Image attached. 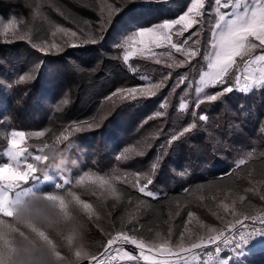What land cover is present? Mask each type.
Segmentation results:
<instances>
[{
	"label": "trees",
	"instance_id": "trees-1",
	"mask_svg": "<svg viewBox=\"0 0 264 264\" xmlns=\"http://www.w3.org/2000/svg\"><path fill=\"white\" fill-rule=\"evenodd\" d=\"M115 2L120 4L121 0ZM108 3H113V0ZM189 3L190 0H166L164 5L147 11L129 4L114 16L100 43L71 47L66 43L67 36L55 32L56 27L99 35V6L105 4L102 0H0L6 9H12L19 15L17 29L26 37L18 39L0 34V151L8 145L13 129L25 132L28 149L40 153L36 149L42 140L51 144L55 136L70 125L85 122L94 125L92 129L85 128L81 132L73 130L67 141L52 144L41 153L47 164L41 168L39 175L53 178V173H62L68 176L55 168V161L48 160V151L54 150L57 157L69 159V179L72 183L56 189L54 183L48 181L40 187L41 191L35 190L29 196L42 193L46 198L54 192L63 195L67 202L71 192L93 206L89 213L79 205L70 204V218L47 232L61 253V264L65 260L68 264L84 260L75 256L77 250L90 254L101 251L108 234L115 235L122 228L130 227L127 225L129 215L138 216L144 225L142 232L146 239L164 238L171 228V240L177 241L179 235L185 233L192 213L207 225L221 228L224 225L216 219L217 215L226 220L232 219L224 210V204L229 205V210L244 211L246 214L264 209V200L260 198L264 195V89L257 88L249 93L234 90L217 101L205 102L193 116L195 84L187 96L185 85L172 92L176 76L186 71L185 68H175L172 70L173 78L155 97L130 100L112 95L122 87L142 85L141 75L156 82L162 73L169 71L163 63L167 58L162 59L161 64L133 58L129 63L137 67V72H130L122 59L116 58L120 50L112 48L118 34L129 31V24L149 26L162 19L178 18ZM212 5L213 0H206L205 10ZM209 19L214 21L215 16H205L206 21ZM196 30L193 28L190 32ZM190 32L185 33L186 37ZM207 37L208 25H205L200 37L201 53L204 52L203 42ZM29 38L37 45L55 44L63 46L64 50L60 53H55V49L41 52L32 47ZM25 74H31V79L17 84L18 78ZM66 89L72 103L57 112L53 105ZM206 91L215 93L219 89L209 88ZM165 100L167 106L161 108ZM184 101L190 106L182 111L179 103ZM156 111L166 114L144 123ZM200 114H206L208 119L200 121ZM192 121L197 123V129L173 143L156 173L151 187L160 193V199L143 197V194L119 182L117 187L123 193L121 198H105L93 195L85 186L75 183L85 172L105 176L147 173L158 150L163 151L159 145ZM38 131H44L45 136H27ZM125 148L142 150L146 155L140 157L130 152L127 161L116 160V155ZM249 153L251 156L246 164L236 167V162ZM45 168L47 172L43 171ZM185 168L187 174L180 175ZM133 179V176H128L129 183ZM30 184L31 181L28 186ZM138 196L147 200L150 207L141 203ZM5 219L9 232L15 231L20 237H24L21 232H30L28 228L21 230L9 224L11 218ZM227 255L228 252L218 258ZM218 258L209 260V264H217ZM131 264L158 263L141 259ZM231 264H264V246L237 249L232 253Z\"/></svg>",
	"mask_w": 264,
	"mask_h": 264
},
{
	"label": "snow or ice",
	"instance_id": "snow-or-ice-1",
	"mask_svg": "<svg viewBox=\"0 0 264 264\" xmlns=\"http://www.w3.org/2000/svg\"><path fill=\"white\" fill-rule=\"evenodd\" d=\"M166 0H121L117 4H101L99 6L101 22L99 24V35L86 34L82 30L72 31L63 27H56L55 32H59L68 37L66 43L71 47H83L91 44L96 45L104 39L111 21L114 16L123 11L124 7L131 4L133 7L141 10H151L158 5H164ZM206 0H190L186 11L178 15V18L162 19L159 22L152 23L149 26H139L135 23L129 24V31L118 34V38L112 44V48L120 50V55L116 58L122 59L127 69L135 73L137 67L130 64V60L138 58L141 60L152 61L155 64H161L163 57H170L172 61L164 60V66L169 71L162 73L159 80L153 82L147 76L141 75L139 79L143 81L142 86L122 87L112 95H117L121 99L137 100L155 97L158 92L165 86L167 81L173 78V69L185 68L186 71L176 76L172 92H175L181 85H185V96L189 94L195 84L196 102L193 107L192 115H196V110L205 102L217 101L220 97L239 90L241 93H249L255 89H264V0H213V5L206 11ZM222 9L226 11H222ZM215 16V20H205V16ZM208 25V37L203 42L204 52L201 53L202 41L200 39L202 30ZM199 26V27H197ZM196 28L195 32H190ZM53 32V35H55ZM79 32V34H78ZM190 34L185 37V33ZM0 34L6 37H15L25 39V35L17 29V18L13 16L6 23L0 17ZM29 42L32 43L29 38ZM32 47L38 48L41 52H47L55 49V53L62 52L63 46L32 43ZM260 49L262 54L253 55ZM163 50V51H157ZM174 54H179L180 58L176 59ZM200 57V60H197ZM196 61V63H193ZM206 62V63H204ZM191 74V75H190ZM31 79V74H25L18 78L17 84L25 83ZM10 88L9 85L5 84ZM209 88H218L215 93H208ZM201 94H203L201 96ZM111 98V97H109ZM62 103H66L62 102ZM167 106V101L160 105L161 108ZM187 101L179 103L180 110L189 108ZM6 108V105L4 106ZM57 111H61V106H57ZM166 113L156 111L153 115L146 118L148 120L162 117ZM206 114H200L199 120L206 121ZM98 127V125H95ZM93 123H77L70 125L59 135H56L51 144L47 141H41V145L36 152H45L50 145L67 141L72 131L81 132L92 129ZM197 129V123L192 121L183 127L178 133L173 134L165 139L159 145L158 154L149 164V171L114 174L111 176L98 175L92 172H85L75 181L77 185L85 186L93 195L99 194L105 198L112 197L120 199L123 193L117 187V182L126 185L143 197L158 200L161 198L160 193L154 191L151 187L157 171L161 168L163 159L174 142L181 140L186 134L192 133ZM156 135H159L157 133ZM30 137H44V131L28 133ZM26 138L23 131H12L8 144L11 151L6 153L10 162L0 164V264H10L14 252L13 241L9 237V228L5 224V218H11L12 209L15 205L28 199L33 190L41 191L40 184L46 182V178L41 173V168L47 164L44 155L29 152L27 148L20 147L21 142ZM134 153L136 156L146 155L145 151H135L134 149L125 148L116 155L118 161H127L128 153ZM248 156L239 159L236 167L246 164ZM23 158L24 163H21ZM32 161V162H29ZM173 171H175L173 169ZM187 174V168L179 173ZM134 179L129 183L128 176ZM227 175V173H226ZM62 180V182H56ZM31 181L34 187H26ZM56 189H62L72 181L64 174L53 173V179ZM186 191L188 189H185ZM70 199L66 202L63 195L52 192L46 199L55 202L61 210L62 218L57 222L60 225L67 221L69 217V205H79L86 212H92V204L82 200L79 195L69 193ZM264 200V195L260 197ZM137 199H141L139 196ZM146 207H150L147 200L141 199ZM225 211L232 216L231 220L217 215L216 219L220 220L224 228L210 227L206 228L203 234L195 236H185L184 233L179 235L177 241H172V229L169 228L168 235L158 240L146 239L142 232L144 225L140 223L137 215H129L127 225L130 227L122 228L115 235L108 234V238L98 253L90 254L86 251L77 250L75 256L78 259L90 258L94 264H121L122 261L139 262L141 259L145 262H152V251L158 252L175 251L177 256L174 264H209L213 254L219 256L223 250H228V255L221 257L217 264H231L232 253L237 251L236 241H246L249 231L246 229L264 230V209L256 213H245L244 211L236 212L235 209L229 210V205L224 204ZM191 219V216H189ZM252 221L249 226L245 222ZM260 227H255L256 223ZM239 225V229H237ZM28 229L31 234L46 241L47 244L55 251L56 256L62 260L61 253L57 250L53 240L50 239L47 232H43L34 225H29ZM224 229H236L225 235ZM20 235H24L23 232ZM238 235V239H236ZM220 241L224 249L221 248ZM125 245H134L138 250V255H133L131 251L125 250ZM208 245H214L209 248ZM146 250L147 253L146 254ZM207 257L208 259H204Z\"/></svg>",
	"mask_w": 264,
	"mask_h": 264
},
{
	"label": "clouds",
	"instance_id": "clouds-1",
	"mask_svg": "<svg viewBox=\"0 0 264 264\" xmlns=\"http://www.w3.org/2000/svg\"><path fill=\"white\" fill-rule=\"evenodd\" d=\"M66 103H62L65 102ZM70 93L66 89L59 97L53 108L57 111V106H61V111L71 105ZM59 111V112H61ZM58 112V111H57ZM48 160L55 161V168L65 174L70 175L69 159L67 157H57L54 150H49ZM47 172L48 169H43ZM13 216L8 221L9 224L19 229L28 228L34 225L43 232L51 231L57 222L62 218L61 210L55 202L45 198V194L37 193L12 209ZM14 244V252L10 264H61L55 251L46 241L38 239L30 232H25L24 237H20L15 231L8 232ZM63 264H68L65 260Z\"/></svg>",
	"mask_w": 264,
	"mask_h": 264
},
{
	"label": "rangeland",
	"instance_id": "rangeland-1",
	"mask_svg": "<svg viewBox=\"0 0 264 264\" xmlns=\"http://www.w3.org/2000/svg\"><path fill=\"white\" fill-rule=\"evenodd\" d=\"M109 2V0H102V3H108ZM222 11H223V9H222ZM13 16H15L16 18H17V20H18V14H16L12 9H6L5 8V6L3 5V4H0V17H2L3 19H4V21H5V23L9 20V19H11ZM185 35V34H184ZM185 37H186V35H185ZM258 50H260V49H257L256 51H258ZM157 51H163V50H157ZM255 51V52H256ZM261 51V50H260ZM259 54H262V52H259L257 55H259ZM175 55V58L176 59H179L180 58V55L179 54H174ZM165 58H167L168 60H169V62H171L172 61V58H170V57H163L162 59H165ZM140 86H142V85H140ZM201 95H203V94H201ZM12 131H22V130H20V129H13ZM11 131V132H12ZM11 132H10V135H9V140H10V138H11ZM20 147H22V148H27L28 149V147H27V143H26V138H25V140L23 141V142H21V144H20ZM8 151H11V148H10V146H9V144L3 149V150H1L0 151V164H3V163H5V162H10V160L8 159V157H7V155H6V153L8 152ZM28 151L29 152H32V151H30L29 149H28ZM34 154H41V153H34ZM42 155V154H41ZM29 162H32V161H29ZM21 163L23 164L24 163V161H23V158H21ZM60 174H62V173H60ZM68 178H69V175L67 176ZM46 178V182H48V181H52V179L53 178H51V177H45ZM46 182H42L41 184H40V187L44 184V183H46ZM26 187H34V185H33V183L32 184H30L29 186L28 185H26ZM35 190H33L32 192H31V194L34 192ZM30 194V195H31ZM13 213V212H12ZM210 227H212L211 225H207V223L204 221V220H202L201 218H199L198 216H196L195 215V213H192L191 214V219H189V222H188V224H187V227H186V230H185V236H188L189 234L190 235H192V236H195V235H197V234H201L202 233V231H204L205 232V230H206V228H210ZM220 228V227H219ZM221 228H224V227H221ZM250 246H252V248H256V247H261V246H264V233H262L261 235H260V238H258L255 242H253L252 244H250V245H248L247 247L248 248H250ZM125 248H126V246H124ZM152 253L153 254H157V253H160V254H158L157 255V257L159 258V259H162V260H164L166 263H164V264H174V261H175V258H176V256H177V253L175 252V251H172V252H158V251H156L155 249L152 251ZM146 254H148L147 253V250H146ZM155 254V255H156ZM152 255V254H151ZM170 255V256H169ZM160 256H163L164 258H162V257H160ZM89 259V261H92L90 258H88ZM220 258H218V260H219ZM90 263V262H89Z\"/></svg>",
	"mask_w": 264,
	"mask_h": 264
},
{
	"label": "built area",
	"instance_id": "built-area-1",
	"mask_svg": "<svg viewBox=\"0 0 264 264\" xmlns=\"http://www.w3.org/2000/svg\"><path fill=\"white\" fill-rule=\"evenodd\" d=\"M245 223H246L247 225L251 226L253 222H252V221H246ZM239 227H240V226L237 225V229H239ZM255 227H257V228L260 227V225H259L258 222L255 224ZM246 230L249 231V236H248V238H247L246 241H239V240L236 241V247H237V249H240V248H243V247H245V246H248V245L252 244V243L255 242L258 238H260V235H261L262 233H264V230H254V229H251V228L246 229ZM224 231H225V235H229L230 232H234V231H236V229H224ZM236 239H238V235H237ZM217 244H220V245H221V248L224 249V246H223V244H222L220 241H217ZM208 247H209V248H213L214 245H208ZM125 250H127V251H131L133 255H138V250H135V246H134L133 248H127V247H126ZM227 251H228V250H226V249L223 250L222 253H221L219 256L213 254L211 260L214 259V258H218V257L222 256V255H223L224 253H226ZM151 254H152V256H153V261H152L153 263H158V264H164V263H166L164 260L159 259V258L157 257V255L160 254V253H157V254L155 253L156 255L153 254V253H151ZM169 256H170V255H169ZM160 257L164 258L163 256H160ZM204 259H208V258H207V257H204ZM89 262H90L89 264H94V261H89ZM121 264H129V262H127V261H122Z\"/></svg>",
	"mask_w": 264,
	"mask_h": 264
},
{
	"label": "water",
	"instance_id": "water-1",
	"mask_svg": "<svg viewBox=\"0 0 264 264\" xmlns=\"http://www.w3.org/2000/svg\"><path fill=\"white\" fill-rule=\"evenodd\" d=\"M76 264H89V259H84Z\"/></svg>",
	"mask_w": 264,
	"mask_h": 264
}]
</instances>
